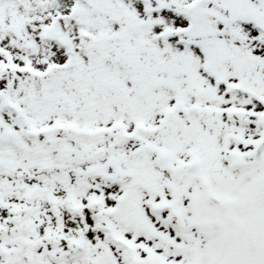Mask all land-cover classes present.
I'll use <instances>...</instances> for the list:
<instances>
[{
    "label": "snow or ice",
    "instance_id": "obj_1",
    "mask_svg": "<svg viewBox=\"0 0 264 264\" xmlns=\"http://www.w3.org/2000/svg\"><path fill=\"white\" fill-rule=\"evenodd\" d=\"M0 264H264V0H0Z\"/></svg>",
    "mask_w": 264,
    "mask_h": 264
}]
</instances>
